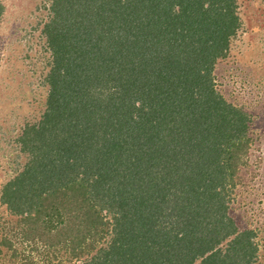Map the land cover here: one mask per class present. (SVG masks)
Wrapping results in <instances>:
<instances>
[{
	"label": "trees",
	"instance_id": "16d2710c",
	"mask_svg": "<svg viewBox=\"0 0 264 264\" xmlns=\"http://www.w3.org/2000/svg\"><path fill=\"white\" fill-rule=\"evenodd\" d=\"M27 1L46 105L0 196L20 240L82 264H260L229 212L252 114L215 86L237 0Z\"/></svg>",
	"mask_w": 264,
	"mask_h": 264
},
{
	"label": "rangeland",
	"instance_id": "374dc122",
	"mask_svg": "<svg viewBox=\"0 0 264 264\" xmlns=\"http://www.w3.org/2000/svg\"><path fill=\"white\" fill-rule=\"evenodd\" d=\"M2 1L6 11L0 25V196L3 185L28 158L14 139L46 105V88L39 84L46 71L41 65L44 57L34 47L38 11L24 7L27 0ZM237 2L242 26L228 56L217 63L215 86L252 114L249 157L239 168L229 212L241 228L252 225L259 230V263L264 264V0ZM23 227L0 200V264H82L67 247L49 252L38 244L42 238L23 242L19 233ZM5 237L12 245L3 244Z\"/></svg>",
	"mask_w": 264,
	"mask_h": 264
}]
</instances>
